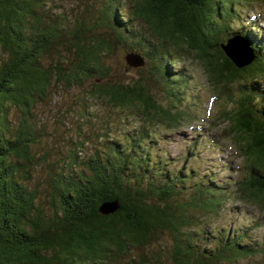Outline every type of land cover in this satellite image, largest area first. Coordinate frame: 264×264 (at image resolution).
<instances>
[{
    "label": "trees",
    "instance_id": "trees-1",
    "mask_svg": "<svg viewBox=\"0 0 264 264\" xmlns=\"http://www.w3.org/2000/svg\"><path fill=\"white\" fill-rule=\"evenodd\" d=\"M52 1L0 0V264H120L119 258L150 246L161 232L173 241L172 264H253L264 251L252 234L258 221L234 231L210 223L228 209L234 186L264 211V34L251 32L253 25L235 29L244 24L241 5L252 0H130L129 16L119 13L122 0H101L92 25L82 18L71 25ZM134 19H144L151 35L135 28ZM101 26L111 32L97 31ZM236 35L246 36L253 49L243 66L223 47ZM117 49L144 59L162 100L145 75L121 80L108 62ZM186 53L203 66L218 96L233 102L218 118L229 123L227 137L245 160L243 176L230 186L224 179L198 178L194 166L172 167L157 152L154 125L143 123L119 138L103 136L102 148L91 155L59 159L51 181L56 205L44 212L38 190L25 179L40 135L32 114L37 99L54 85H76L94 105L102 101L176 127L194 118L188 106L201 100L192 74L185 66L176 69ZM13 107L20 110L17 119ZM197 145L191 142L189 155ZM112 201L119 208L102 212V204ZM163 253H140L126 264H168Z\"/></svg>",
    "mask_w": 264,
    "mask_h": 264
},
{
    "label": "rangeland",
    "instance_id": "rangeland-1",
    "mask_svg": "<svg viewBox=\"0 0 264 264\" xmlns=\"http://www.w3.org/2000/svg\"><path fill=\"white\" fill-rule=\"evenodd\" d=\"M50 5L60 18H66L71 25H74L78 18L92 25L97 20L96 17L101 14L102 6L101 0H54ZM233 7L239 10L238 4L235 3ZM241 7L239 15L244 24L236 26L235 29L243 31L253 25L255 29L253 26L250 27L251 32L259 29L264 34V0H252ZM131 11V1L122 0L119 13L129 16ZM131 24L151 35L149 25L144 19H134ZM96 30L110 31L109 29L104 30L102 26ZM238 44L244 48L246 43L240 41ZM127 53L125 50L117 49L116 55L108 60L109 64L119 73L123 81L137 80L145 75L153 94L157 99L162 100L157 96L161 93L159 83L155 79L156 76L148 73V69L144 68L145 63L140 66H129L126 63ZM184 66L192 74L195 93L200 94L201 100L196 98L188 106L194 118L184 119L176 127L168 126L163 122L155 125L154 121L149 122L139 112L122 111L102 101L94 105L92 100L82 99L85 96L83 87L76 85H54L43 99H37L32 108V114L40 135L32 149L36 161L29 168V178L25 179L32 188L38 190L39 205L43 207L44 212L49 214L56 205L53 204L51 195V181L58 173L59 159L73 152H77L80 157L91 155L97 149L102 148L103 136L119 138L126 132L139 128L143 123L151 127L154 125L153 131L159 140L157 152L164 153L168 161L172 162V167L194 166L198 178L212 177L219 182L224 179L229 182L230 186H233L243 176L245 160L239 154L233 139L227 137L226 130L229 123L218 118L221 110L225 106L232 107L233 102L228 101L224 96H218L217 91L212 89L203 66L191 53L185 54L184 60L178 62L176 69ZM86 84L90 85L91 80H87ZM239 85L235 86V95L240 94ZM11 113L13 118L17 119L20 110L13 107ZM106 133L108 135H105ZM193 140H196L198 145L192 147L193 154L189 155L188 149ZM80 142L84 143L80 146L81 148L76 147L75 144H80ZM196 154H198L197 157ZM233 190L234 195L227 205L228 209L221 216L219 214L213 217V220L211 218L210 223L213 227L227 226L234 231L237 226L255 224L258 221V225L252 232L253 238L260 243L264 242V211L253 202L244 200L236 186ZM154 240L148 247L132 249L124 257L119 258L118 263L126 264L133 256L140 253L151 258L162 249L164 253L161 257L168 264H172L169 251L173 241L169 233H158ZM252 260L253 264H264V251ZM111 264H117V262Z\"/></svg>",
    "mask_w": 264,
    "mask_h": 264
},
{
    "label": "water",
    "instance_id": "water-1",
    "mask_svg": "<svg viewBox=\"0 0 264 264\" xmlns=\"http://www.w3.org/2000/svg\"><path fill=\"white\" fill-rule=\"evenodd\" d=\"M240 41H245L244 48L238 44ZM224 49L230 58L239 66H243L253 59V49L250 47V42L245 36L236 35L231 37L226 44H223ZM126 60L129 65L140 66L144 65V59L135 53L127 54ZM118 201L105 202L101 206L104 213H110L119 208Z\"/></svg>",
    "mask_w": 264,
    "mask_h": 264
}]
</instances>
